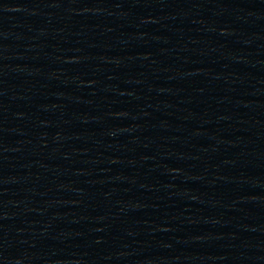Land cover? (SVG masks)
Segmentation results:
<instances>
[{
    "label": "water",
    "instance_id": "obj_1",
    "mask_svg": "<svg viewBox=\"0 0 264 264\" xmlns=\"http://www.w3.org/2000/svg\"><path fill=\"white\" fill-rule=\"evenodd\" d=\"M0 264H264V0H0Z\"/></svg>",
    "mask_w": 264,
    "mask_h": 264
}]
</instances>
